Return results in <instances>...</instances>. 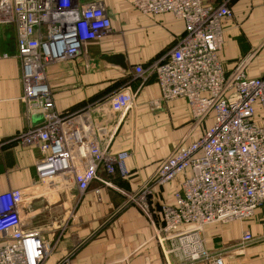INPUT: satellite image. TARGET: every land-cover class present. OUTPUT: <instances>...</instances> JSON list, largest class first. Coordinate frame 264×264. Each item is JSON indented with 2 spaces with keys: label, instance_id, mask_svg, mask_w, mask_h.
Returning <instances> with one entry per match:
<instances>
[{
  "label": "built area",
  "instance_id": "built-area-1",
  "mask_svg": "<svg viewBox=\"0 0 264 264\" xmlns=\"http://www.w3.org/2000/svg\"><path fill=\"white\" fill-rule=\"evenodd\" d=\"M130 2L143 15L172 14L185 27L156 60L134 67L133 80L142 87L156 77L161 91L157 104L184 100L191 117L190 134L161 160L144 186L148 192L152 186L164 188L180 180L172 203L160 207L158 240L176 264H224L217 252L206 249L203 232L209 225L250 219L264 205V77L247 73L249 59L231 69L223 63L224 24L233 17L227 3ZM2 28L7 34L0 41L6 42L7 52L3 54L0 47V58L11 57L9 46L16 47L22 70L21 101L29 117H39L16 140L40 151L35 170L43 193L55 190L69 195L77 189L79 200L93 182L105 184L103 173L128 176L125 162L131 152L112 148L118 127L103 133L93 112L105 105L125 114L133 108L139 90L127 83L85 108L58 113L49 81L52 65L76 60L91 42L111 34L104 2L0 0ZM23 201L20 190L0 193V264H44L62 237V232L50 239L41 227L25 228ZM252 237L245 231L243 244Z\"/></svg>",
  "mask_w": 264,
  "mask_h": 264
},
{
  "label": "crops",
  "instance_id": "crops-1",
  "mask_svg": "<svg viewBox=\"0 0 264 264\" xmlns=\"http://www.w3.org/2000/svg\"><path fill=\"white\" fill-rule=\"evenodd\" d=\"M102 1L113 18L115 36L111 33L101 41L91 42L76 60L52 65L49 68V81L58 113L85 108L127 83H131L135 91L139 90L133 108L125 114L114 113L105 105L97 107L93 112L97 124L105 129L103 133L118 127L112 145L114 151L131 149V157L125 165L133 173L128 181L133 187L144 180L147 173L156 168L155 164L167 157L190 134V110L184 100L157 104L161 91L156 77L149 78L143 87L139 85V80H133L134 67L146 66L156 60L166 48L175 44L185 27L184 22L172 14L143 15L128 0ZM204 1L213 4L221 2ZM232 9L233 17L224 24L225 43L220 52L221 59L227 69L233 68L240 60L249 59L247 73L252 77H264V0H260L259 5L250 1L249 7L246 0H243L232 5ZM8 50L11 57L3 59L7 62V75L0 78V193L8 190L23 192L21 214L25 228L41 227L50 239H55L56 234L62 232L59 241L76 240L83 236V245L93 234L89 229L66 234L59 229V214L65 209L70 213L75 197L79 195L78 190L73 189L69 195L55 190L44 194L35 170L40 151L35 146L23 145L16 140L20 132L37 124L39 117H29L21 101V63L16 57V47L9 46ZM112 54H122L127 67L108 62L107 57ZM15 68L20 70L15 72ZM190 138L191 135L188 140ZM117 173L116 180L124 183L120 173ZM102 175L107 176L105 173ZM93 185L97 189L102 186L98 181L93 182ZM177 185L175 182L169 184L173 188L172 193ZM107 205V200L95 191L87 193L81 204V221L99 223ZM69 216L65 214L63 218L67 224L75 222V217ZM131 219L127 223L132 228H136L138 223L139 229L127 232V229L121 228L115 232L116 249L109 252L108 232H99L100 240L89 243L79 252L75 264H108L109 257H114L115 264H171V256L166 257L158 237L151 231L147 221L138 216H132ZM119 221L124 223L123 218H119ZM207 228L203 232V240L205 247L211 250L210 239L216 229ZM234 230L237 228L224 227L220 231L221 238L236 235ZM252 256H259V261L253 260ZM236 257H230L226 262L237 264L241 260L246 264H260L264 251L250 247L247 256Z\"/></svg>",
  "mask_w": 264,
  "mask_h": 264
},
{
  "label": "rangeland",
  "instance_id": "rangeland-1",
  "mask_svg": "<svg viewBox=\"0 0 264 264\" xmlns=\"http://www.w3.org/2000/svg\"><path fill=\"white\" fill-rule=\"evenodd\" d=\"M243 0H221L220 3H227L232 9V5L238 4ZM255 2L259 5L260 0H246V3L249 7V2ZM130 4V0H128ZM253 7V5H252ZM233 11V9H232ZM110 16V14H109ZM111 18L112 29L111 33L113 36L116 34L115 24L113 22V18ZM7 34L5 28L0 29V37H4ZM1 52L5 54L7 52L6 42L1 39ZM170 48H166L164 51ZM2 54V55H3ZM20 69L15 68L14 71L18 72ZM6 74L7 75V62L0 58V78ZM127 151L131 152V149ZM171 152V151H170ZM170 154V153H169ZM164 159V158H163ZM159 162H157L156 168L159 166ZM156 168L147 173L146 178L140 182H138L135 186L131 187L128 183L129 179L133 176L132 172L129 171L128 176L123 177L122 174L120 176L123 178V182H118L116 180V174L107 175L104 177L105 184L102 185L100 189V195L102 199H106L108 202L107 208H104V215L100 218V222H91L84 223L81 221V204L83 203V199L78 200V196L76 195L75 200L73 202V209H70V213L66 212V209L59 214V218L61 219L59 226L60 230H64V234L67 232L77 233L81 230L89 229L93 234L88 239L87 243L82 245L83 236L76 240L71 241H58L53 248L52 252L47 256L44 264H75L78 253L81 252L89 243L93 244L95 241H99V232H104L107 230V246L108 251L111 252L113 249H116V233L119 229L128 230L127 232H133V229H139L138 223L136 228H132L130 223H127L128 220H132L131 217H140L144 218L148 226L151 228V231L158 235V230L160 229L161 217L159 214V210L161 205L172 203V190L171 186L169 187H158L152 186L149 188L148 192L144 190V186L147 183H150L151 177L154 175ZM118 174V173H117ZM180 180L177 179L174 181L178 184ZM173 182V183H174ZM172 184V183H171ZM97 189L92 184L91 191L93 189ZM143 189V190H142ZM87 192L90 194V192ZM146 193L143 201H139V197L141 193ZM85 193V195L87 194ZM83 196V198L85 197ZM111 205V206H110ZM64 209V208H63ZM65 214H68L69 218L75 217V222H67L63 219ZM77 218V219H76ZM119 218H123L124 223H120ZM152 219V221H151ZM136 221V220H135ZM134 221V222H135ZM210 226V227H209ZM207 229H216V232L211 235L212 240L210 239L211 250L207 249L209 252H217V254L222 257L224 264H231L230 262H226L228 258H235L236 256L244 257L247 256L248 249L250 247H258L262 251H264V205L259 207L255 214L246 220L234 221L226 224H213L209 225ZM215 226V228L213 227ZM236 227L237 230H234L236 235H230L227 239L221 238L220 231L224 229V227ZM253 226V228H252ZM206 229V230H207ZM245 231L251 232L253 235L252 240L250 242H246L243 244L242 236ZM238 232V233H237ZM158 239V238H157ZM86 241V240H85ZM70 242V243H69ZM81 243V244H79ZM54 244V243H53ZM81 245V246H80ZM76 246V247H75ZM263 253V252H262ZM259 256H252L253 260L259 261ZM237 258V257H236ZM260 264H264V258H260ZM116 261L114 257H109L108 264H115ZM178 264H185L184 262L177 261ZM171 264H176L174 262V258L171 256ZM189 264V263H187ZM199 264H208L207 261H202ZM237 264H246V262H242L241 260L237 261Z\"/></svg>",
  "mask_w": 264,
  "mask_h": 264
},
{
  "label": "water",
  "instance_id": "water-1",
  "mask_svg": "<svg viewBox=\"0 0 264 264\" xmlns=\"http://www.w3.org/2000/svg\"><path fill=\"white\" fill-rule=\"evenodd\" d=\"M124 56L122 54H112L111 56L107 57V61L113 64H116L122 68H126V62L124 60Z\"/></svg>",
  "mask_w": 264,
  "mask_h": 264
},
{
  "label": "bare ground",
  "instance_id": "bare-ground-1",
  "mask_svg": "<svg viewBox=\"0 0 264 264\" xmlns=\"http://www.w3.org/2000/svg\"><path fill=\"white\" fill-rule=\"evenodd\" d=\"M212 226V225H211ZM208 227V226H207Z\"/></svg>",
  "mask_w": 264,
  "mask_h": 264
}]
</instances>
